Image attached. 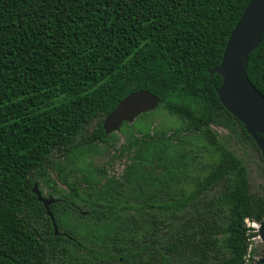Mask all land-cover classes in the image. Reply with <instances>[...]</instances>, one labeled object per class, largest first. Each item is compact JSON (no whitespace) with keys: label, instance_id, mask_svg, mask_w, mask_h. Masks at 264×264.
<instances>
[{"label":"trees","instance_id":"obj_1","mask_svg":"<svg viewBox=\"0 0 264 264\" xmlns=\"http://www.w3.org/2000/svg\"><path fill=\"white\" fill-rule=\"evenodd\" d=\"M248 1L0 0V264H51L67 244L98 264H173L179 256L192 264H261L250 256L258 234L247 222L263 221L264 191H249L242 163L211 129L249 145L264 166L245 126L219 101L220 76L210 74ZM246 74L264 95V34ZM138 90L157 96L156 110L178 127L151 132L137 129L136 119L123 123L119 132L129 138L116 148V132L106 135L103 120ZM189 135L208 148L202 176L188 175L191 151L179 139ZM97 145L108 155L107 171L87 168L63 179L67 192L59 191L46 175L55 154L89 156ZM122 159L121 173L109 174ZM33 183L58 200L50 211L63 235H54ZM156 184L174 196L152 200ZM69 213L108 225L110 234L74 228Z\"/></svg>","mask_w":264,"mask_h":264},{"label":"rangeland","instance_id":"obj_2","mask_svg":"<svg viewBox=\"0 0 264 264\" xmlns=\"http://www.w3.org/2000/svg\"><path fill=\"white\" fill-rule=\"evenodd\" d=\"M152 113L149 114L146 118H136L135 125L137 126V129H142L149 125L150 131H164V132H170L171 130L178 127V124L174 121V118L168 115L163 110H156L154 109L151 111ZM211 129L216 132L218 135L219 141L224 144L233 154L236 158L240 160L243 167L246 170L248 183H249V191L251 193H261L264 191V166L256 154V152L247 144H241L237 139L234 137H229L227 135V131L223 128L211 126ZM116 136L114 139L110 141L111 144H113L116 148L119 147L121 144L125 142L126 138H129V136L126 133H121L119 130L115 133ZM138 134V133H137ZM179 144L183 146V148L189 149L191 151L190 155H187L186 158L190 157V161L185 163L187 165L188 169V175L189 176H195L200 175L202 176L204 173L205 167L209 163V155H208V148L206 145L205 140H202L199 135H189L187 137H181L179 139ZM106 150L103 145H97L94 152L90 154L89 156H82V155H76V156H70L67 160H64L60 157L59 154H55L53 157L52 162L56 164L53 168H50L47 170V177L50 178L51 181L55 184V186L58 188L59 191H62L63 193L67 192L66 185H63L64 181L63 179L67 181H73L76 177H79L84 175L87 168H100L104 167V169L107 171V166L105 165V162L108 159V155L105 153ZM184 162H182L183 164ZM113 164L112 170L109 169V174L118 175L122 171V166L124 164V159H122L121 162L115 161ZM64 167L65 170H62L58 174V168ZM84 173V174H83ZM159 173V172H157ZM59 176V179L57 177ZM186 180V179H185ZM189 181V180H187ZM184 183V181L182 182ZM65 184V183H64ZM150 195L152 200L158 201V198L164 199L166 198H172L174 196L173 190H167L165 187L161 185H155V187H149ZM39 189L41 191V194L46 198L48 193V188L40 183ZM66 190V191H65ZM191 191L190 187H187L185 189V193L188 194ZM146 196L148 194L146 193ZM206 197H209V192L206 195ZM202 196L200 197V199ZM131 200V198H129ZM131 206H135L138 204L137 199L133 198L131 201H129ZM134 208L130 210V212L125 211L121 217L118 219V223L125 221V218L128 214L134 213ZM58 213H60L59 208L56 209ZM191 210L188 208L186 209L181 215L180 218L176 220V222L171 221L170 227L168 228V234H170V231L173 229H178L182 223L185 221L187 217L190 216ZM161 216V215H160ZM163 213L162 216L163 217ZM67 223L71 224L74 228H77V224L80 223L82 231H86L87 229L93 230V232H96V235L99 233L103 234H110L109 226L107 225V228L103 223H96L94 220L91 219H80L77 217V215L73 213H69L67 216ZM255 223H248L247 226H250L254 230H256ZM97 231H96V230ZM161 231H165V228H162ZM79 236V234H77ZM166 241V240H164ZM84 242L87 243V238L84 237ZM67 253L64 255H57L52 260L51 264H98L96 261H94L90 256H88L86 253L80 251L78 248H75L71 244H67L66 246ZM249 252H251L250 256L255 259L259 260L264 255V244L259 239L258 235L256 237H253L251 239V245L249 248ZM145 258L149 259V255L144 256ZM191 256H179L178 258H172L171 262L173 264H192L189 261H191Z\"/></svg>","mask_w":264,"mask_h":264},{"label":"water","instance_id":"obj_3","mask_svg":"<svg viewBox=\"0 0 264 264\" xmlns=\"http://www.w3.org/2000/svg\"><path fill=\"white\" fill-rule=\"evenodd\" d=\"M263 34L264 0H249L227 40L220 63L210 74L220 76L217 94L221 105L245 126L264 161V95L251 84L246 74L249 54L260 44ZM158 104L159 98L146 90L130 93L105 117L102 129L106 135L117 132L123 123H132L139 115L156 109ZM31 192L43 206L57 236L58 228L50 206L58 200L42 197L36 183L32 184ZM256 232L264 244V219L256 225ZM258 262L264 264V255Z\"/></svg>","mask_w":264,"mask_h":264},{"label":"flooded vegetation","instance_id":"obj_4","mask_svg":"<svg viewBox=\"0 0 264 264\" xmlns=\"http://www.w3.org/2000/svg\"><path fill=\"white\" fill-rule=\"evenodd\" d=\"M42 197H44V196L42 195ZM47 197H49V196H47ZM47 197H46V198H47ZM50 197H51V196H50ZM44 198H45V197H44ZM51 206H52V205H51ZM58 235H63V233H59V232H58Z\"/></svg>","mask_w":264,"mask_h":264},{"label":"built area","instance_id":"obj_5","mask_svg":"<svg viewBox=\"0 0 264 264\" xmlns=\"http://www.w3.org/2000/svg\"><path fill=\"white\" fill-rule=\"evenodd\" d=\"M247 224H248V222H247Z\"/></svg>","mask_w":264,"mask_h":264}]
</instances>
